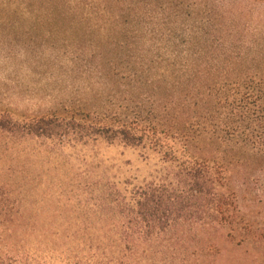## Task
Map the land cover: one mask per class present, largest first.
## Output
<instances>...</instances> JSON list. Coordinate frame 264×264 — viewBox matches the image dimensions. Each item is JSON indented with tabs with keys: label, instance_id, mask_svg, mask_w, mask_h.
<instances>
[{
	"label": "trees",
	"instance_id": "16d2710c",
	"mask_svg": "<svg viewBox=\"0 0 264 264\" xmlns=\"http://www.w3.org/2000/svg\"><path fill=\"white\" fill-rule=\"evenodd\" d=\"M0 14L99 35L80 50L123 96L122 109L97 122L0 113V151L101 139L155 152L181 182L104 198L110 210L77 229L34 214L0 168V264H220L218 243L186 244L208 233L232 245L228 264H264V222L229 186L264 169V0H0Z\"/></svg>",
	"mask_w": 264,
	"mask_h": 264
},
{
	"label": "rangeland",
	"instance_id": "374dc122",
	"mask_svg": "<svg viewBox=\"0 0 264 264\" xmlns=\"http://www.w3.org/2000/svg\"><path fill=\"white\" fill-rule=\"evenodd\" d=\"M9 22L0 20V113H10L16 120L52 115L82 120L91 114L86 121L97 122L107 111L122 109L123 96L114 95L115 84L98 79V59L80 50L86 40L99 35H89L85 27L69 24L38 28L29 21ZM64 40L76 41L78 48L63 49ZM9 167L15 175L7 173ZM0 168L4 170L1 183L35 210L34 214L55 216L78 226L86 218L97 219L110 210L112 206L104 198L115 201L116 194L124 196V190L151 183L173 189L181 183L175 181L176 167L155 152L101 139L27 141L18 151H0ZM229 186L241 210L257 215L262 224L264 169L250 182L239 180L229 182ZM223 239L208 233L186 244L218 243L223 248L218 263L228 264L234 260L232 245Z\"/></svg>",
	"mask_w": 264,
	"mask_h": 264
}]
</instances>
